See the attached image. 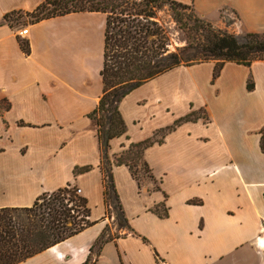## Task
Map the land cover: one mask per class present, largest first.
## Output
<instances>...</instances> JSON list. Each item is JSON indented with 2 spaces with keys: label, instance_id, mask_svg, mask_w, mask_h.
Instances as JSON below:
<instances>
[{
  "label": "crops",
  "instance_id": "0c3cea01",
  "mask_svg": "<svg viewBox=\"0 0 264 264\" xmlns=\"http://www.w3.org/2000/svg\"><path fill=\"white\" fill-rule=\"evenodd\" d=\"M42 1L0 0V207L31 206L70 183L95 223L19 264H82L106 228L115 237L92 251V264H264V60L227 61L218 74L214 60L179 65L122 98L127 131L109 153L128 229L106 213L90 116L104 91L107 14L30 21L26 35L5 20ZM176 1L264 32V0ZM149 138L159 139L144 151L152 177L139 182L116 156ZM77 166L91 169L75 175ZM163 203L164 217L153 211Z\"/></svg>",
  "mask_w": 264,
  "mask_h": 264
},
{
  "label": "trees",
  "instance_id": "16d2710c",
  "mask_svg": "<svg viewBox=\"0 0 264 264\" xmlns=\"http://www.w3.org/2000/svg\"><path fill=\"white\" fill-rule=\"evenodd\" d=\"M164 5L172 9V20L176 25L187 29L186 43L174 49L169 47L173 41L167 21L157 19L158 9ZM176 7L194 9L192 4L176 0H43L32 12L25 13L33 22L77 11L107 14L102 70L104 91L90 116L96 122L101 145L100 168L106 213L115 214L119 226L128 229L130 225L115 185L109 153L111 139L127 131L119 109L122 98L147 80L179 65L214 60L217 61L215 74H218L227 61L250 66L255 60H264V32L236 34L219 29L195 14L184 18L175 11ZM14 12L7 13L5 20L9 22V16ZM22 46L26 52L30 50L26 42L22 41ZM252 87L249 82L248 88ZM193 118L197 117L188 115L182 119ZM155 141L159 139L149 138L131 144L116 156L115 162L127 164L140 182V165L151 174L144 151ZM89 169L91 166H77L74 173L77 175ZM153 211L162 217L168 215L164 203L154 206ZM90 214L87 199L70 183L43 193L31 206L0 207V264H19L70 238L95 223L89 219ZM108 230L106 228L98 237L91 247V254L82 264H92V251L96 247L100 250L105 242L114 239Z\"/></svg>",
  "mask_w": 264,
  "mask_h": 264
},
{
  "label": "rangeland",
  "instance_id": "374dc122",
  "mask_svg": "<svg viewBox=\"0 0 264 264\" xmlns=\"http://www.w3.org/2000/svg\"><path fill=\"white\" fill-rule=\"evenodd\" d=\"M175 11L182 15L184 18L188 17L191 14H195L199 16L200 18H203L205 20H209L204 16L199 15L194 9L192 8H180L176 7ZM172 9L170 8L169 5H164L160 9H158V20L161 18L167 21L168 26L170 27V32L172 36V41L173 43L170 44V49H174L176 46H182L186 43V40L188 38L187 34V29L185 28H179L176 23L172 20ZM223 23L222 24H217L216 22L211 21L215 27L222 29V30H227L236 34H241L244 32H241L239 29L238 25L234 22V20L231 19V15H223ZM32 20L31 17L27 16L25 12L22 11H16L13 14L9 16V22L13 23L14 25L18 26L19 28H24L28 22ZM186 20V19H184ZM139 176L140 179H146V180H151V174L150 172L146 171L142 165L139 166ZM115 234H118L117 232Z\"/></svg>",
  "mask_w": 264,
  "mask_h": 264
},
{
  "label": "built area",
  "instance_id": "2783aa9c",
  "mask_svg": "<svg viewBox=\"0 0 264 264\" xmlns=\"http://www.w3.org/2000/svg\"><path fill=\"white\" fill-rule=\"evenodd\" d=\"M28 33V27H24L20 30L21 35H26ZM77 193L80 194V189L77 188Z\"/></svg>",
  "mask_w": 264,
  "mask_h": 264
}]
</instances>
